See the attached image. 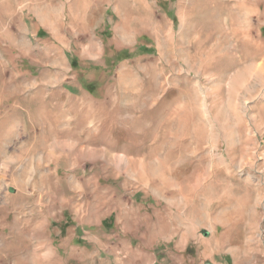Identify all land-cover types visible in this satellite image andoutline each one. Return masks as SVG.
I'll list each match as a JSON object with an SVG mask.
<instances>
[{"label": "rangeland", "instance_id": "obj_1", "mask_svg": "<svg viewBox=\"0 0 264 264\" xmlns=\"http://www.w3.org/2000/svg\"><path fill=\"white\" fill-rule=\"evenodd\" d=\"M0 264H264V0H0Z\"/></svg>", "mask_w": 264, "mask_h": 264}]
</instances>
